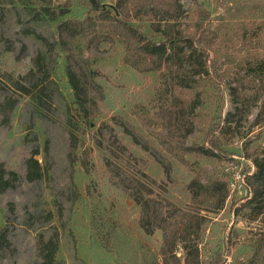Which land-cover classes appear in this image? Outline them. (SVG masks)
Listing matches in <instances>:
<instances>
[{
  "label": "rangeland",
  "instance_id": "obj_1",
  "mask_svg": "<svg viewBox=\"0 0 264 264\" xmlns=\"http://www.w3.org/2000/svg\"><path fill=\"white\" fill-rule=\"evenodd\" d=\"M100 1L45 0L73 37L31 0H0V162L19 174L0 193V264H36L50 238L62 264H264V188L248 203L264 156V0ZM130 25L193 37L201 65L150 55Z\"/></svg>",
  "mask_w": 264,
  "mask_h": 264
},
{
  "label": "trees",
  "instance_id": "obj_2",
  "mask_svg": "<svg viewBox=\"0 0 264 264\" xmlns=\"http://www.w3.org/2000/svg\"><path fill=\"white\" fill-rule=\"evenodd\" d=\"M31 1H32L31 3L25 2L24 4L26 9L29 11V13L32 14L36 19L42 16H47L52 21H56L58 19L59 20L58 28L62 35H63L62 33L63 31H66L67 33L68 31H72L71 35L73 37L81 33L80 30L74 32L75 28L71 25L72 24L71 18H65V19L59 18V14L60 16H64L68 13L66 10L57 13L55 9H52L51 5L49 6V4L45 2V0H31ZM87 1L90 8L95 12L102 11L103 8L106 6L102 4L100 0H87ZM176 3L179 5L180 8H182V4L180 0H176ZM165 20L169 21L168 18ZM74 21L75 23L81 24L82 21L84 20L75 19ZM129 27L134 33H137L139 36L143 37L142 40L146 41L145 50L150 55L159 56L160 59L165 57L168 61L174 59L175 57L182 56L184 58H188V61L190 60L189 65L191 64L195 66L197 62H198L197 64L198 66L201 65V61H199V59L205 56L204 54L205 52L200 50L199 46L196 44V40L193 37L182 36V35L175 36L171 34L170 31L163 29L162 25H159L157 31L162 32L165 35V38L161 40H154V38L150 37L148 34L147 35L144 34L145 33L144 30L142 29L140 30L134 25H130ZM202 69L203 66L196 72L192 73V76L197 74H202L203 73ZM72 73L73 72L71 70H68L69 80L72 84L75 96L77 98V103L82 108V110L86 112L85 100H83L80 95L81 92L74 78V74ZM181 83L182 85H185L187 87L192 85L191 80L187 78L185 80H182ZM22 89L26 94L28 93L30 94L32 92L27 87L22 86ZM39 98H40L39 96H35L34 99L37 102H40ZM69 139H70V143H69L68 156L69 159L71 160V163L74 166L78 161L77 150L79 146V141L74 132H71ZM26 163L28 166L27 176L29 177V179L34 180L42 175L41 163L39 159L32 156L26 161ZM255 163L257 166V170L252 174H250L249 178L254 183H256L255 186L256 188L252 196L248 199V203H253L255 200H257V198L260 197V194L262 193L261 190L264 188V156L262 158L257 157ZM18 178H19V174L16 171L7 170L5 165L2 162H0V193L5 191L7 188L14 186ZM226 197H227V192L223 194L222 197L220 198L219 203L221 206L224 205ZM137 200L140 204H142L143 208L147 210L148 207L147 199L143 196L142 197L138 196ZM1 235L2 233L0 232V237ZM45 246L46 247L43 248V250L45 249L46 253L41 256L42 260L37 262L36 264H62L61 262L57 261L56 258V254L59 249V241H57L55 238H50L45 242ZM196 252L198 255L199 253L198 246L196 247Z\"/></svg>",
  "mask_w": 264,
  "mask_h": 264
},
{
  "label": "built area",
  "instance_id": "obj_3",
  "mask_svg": "<svg viewBox=\"0 0 264 264\" xmlns=\"http://www.w3.org/2000/svg\"><path fill=\"white\" fill-rule=\"evenodd\" d=\"M229 261H230V259H229V258H227V260H226L225 264H229Z\"/></svg>",
  "mask_w": 264,
  "mask_h": 264
}]
</instances>
